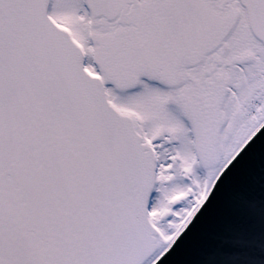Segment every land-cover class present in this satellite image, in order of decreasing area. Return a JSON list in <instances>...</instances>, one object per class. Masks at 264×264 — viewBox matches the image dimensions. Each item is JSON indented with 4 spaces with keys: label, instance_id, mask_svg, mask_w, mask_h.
Instances as JSON below:
<instances>
[{
    "label": "snow or ice",
    "instance_id": "obj_1",
    "mask_svg": "<svg viewBox=\"0 0 264 264\" xmlns=\"http://www.w3.org/2000/svg\"><path fill=\"white\" fill-rule=\"evenodd\" d=\"M0 264H264V0H0Z\"/></svg>",
    "mask_w": 264,
    "mask_h": 264
}]
</instances>
